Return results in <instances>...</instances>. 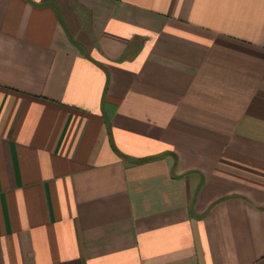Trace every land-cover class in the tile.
I'll return each mask as SVG.
<instances>
[{"label":"crops","instance_id":"crops-1","mask_svg":"<svg viewBox=\"0 0 264 264\" xmlns=\"http://www.w3.org/2000/svg\"><path fill=\"white\" fill-rule=\"evenodd\" d=\"M0 264H264V0H0Z\"/></svg>","mask_w":264,"mask_h":264}]
</instances>
